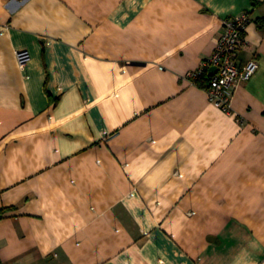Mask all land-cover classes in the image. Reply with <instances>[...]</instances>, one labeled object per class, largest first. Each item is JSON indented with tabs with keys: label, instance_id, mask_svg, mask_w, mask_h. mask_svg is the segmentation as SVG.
Returning <instances> with one entry per match:
<instances>
[{
	"label": "crops",
	"instance_id": "obj_1",
	"mask_svg": "<svg viewBox=\"0 0 264 264\" xmlns=\"http://www.w3.org/2000/svg\"><path fill=\"white\" fill-rule=\"evenodd\" d=\"M243 12L225 111L187 74ZM0 262L264 264V0H0Z\"/></svg>",
	"mask_w": 264,
	"mask_h": 264
},
{
	"label": "built area",
	"instance_id": "obj_2",
	"mask_svg": "<svg viewBox=\"0 0 264 264\" xmlns=\"http://www.w3.org/2000/svg\"><path fill=\"white\" fill-rule=\"evenodd\" d=\"M250 22L247 12L223 19L214 51L201 62L196 71L187 74L194 79L206 74L209 68H214L215 72L209 75L204 89L209 100L225 111L230 109L235 87L240 81L249 79L258 67L255 58L249 59L242 66L238 63V52L246 45L244 32ZM16 58L18 64L23 66L29 61L30 54L26 49H21L16 51Z\"/></svg>",
	"mask_w": 264,
	"mask_h": 264
},
{
	"label": "trees",
	"instance_id": "obj_3",
	"mask_svg": "<svg viewBox=\"0 0 264 264\" xmlns=\"http://www.w3.org/2000/svg\"><path fill=\"white\" fill-rule=\"evenodd\" d=\"M209 79V75L206 74H202L199 77H197L194 81L196 84H198L199 86L204 87L206 85V82Z\"/></svg>",
	"mask_w": 264,
	"mask_h": 264
},
{
	"label": "water",
	"instance_id": "obj_4",
	"mask_svg": "<svg viewBox=\"0 0 264 264\" xmlns=\"http://www.w3.org/2000/svg\"><path fill=\"white\" fill-rule=\"evenodd\" d=\"M215 71V69L213 68V72ZM213 72H211V73H213Z\"/></svg>",
	"mask_w": 264,
	"mask_h": 264
}]
</instances>
